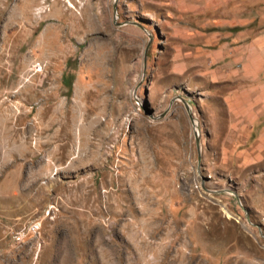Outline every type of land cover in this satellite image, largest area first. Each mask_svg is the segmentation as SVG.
<instances>
[{
    "label": "rangeland",
    "instance_id": "1",
    "mask_svg": "<svg viewBox=\"0 0 264 264\" xmlns=\"http://www.w3.org/2000/svg\"><path fill=\"white\" fill-rule=\"evenodd\" d=\"M170 1L0 0V264H264V0L180 76Z\"/></svg>",
    "mask_w": 264,
    "mask_h": 264
},
{
    "label": "crops",
    "instance_id": "2",
    "mask_svg": "<svg viewBox=\"0 0 264 264\" xmlns=\"http://www.w3.org/2000/svg\"><path fill=\"white\" fill-rule=\"evenodd\" d=\"M191 1L186 0L187 4L183 5V1L171 0L169 8L159 17L158 26H155L163 32L161 39L166 49H160L154 57L173 64L172 72L179 76L186 73L191 64L202 60L209 63L217 60L218 56V23L197 22L193 16L200 14L199 9L191 5ZM230 25L229 30H233L235 24ZM139 28L148 39L153 35L150 28L141 25ZM240 32H243V28ZM234 36L232 33L231 37Z\"/></svg>",
    "mask_w": 264,
    "mask_h": 264
},
{
    "label": "water",
    "instance_id": "3",
    "mask_svg": "<svg viewBox=\"0 0 264 264\" xmlns=\"http://www.w3.org/2000/svg\"><path fill=\"white\" fill-rule=\"evenodd\" d=\"M116 7H117V3H116V0H114L113 10H114L115 13L117 12ZM145 57H146V52L144 54V58ZM146 95H147V90H146ZM184 103H185L187 109L189 110V116H190V119L192 121L193 115L191 114L190 107H189L188 103H186L185 101H184ZM146 105H148L147 98H146ZM144 110L147 111V112H151V111H148V109H144ZM194 134H195V144H196V148H197L198 152H200V134L197 131H194Z\"/></svg>",
    "mask_w": 264,
    "mask_h": 264
},
{
    "label": "trees",
    "instance_id": "4",
    "mask_svg": "<svg viewBox=\"0 0 264 264\" xmlns=\"http://www.w3.org/2000/svg\"><path fill=\"white\" fill-rule=\"evenodd\" d=\"M66 85H67L68 87L71 86V79H68V80L66 81Z\"/></svg>",
    "mask_w": 264,
    "mask_h": 264
},
{
    "label": "built area",
    "instance_id": "5",
    "mask_svg": "<svg viewBox=\"0 0 264 264\" xmlns=\"http://www.w3.org/2000/svg\"><path fill=\"white\" fill-rule=\"evenodd\" d=\"M35 69H36V70H40L41 68H39V66H35Z\"/></svg>",
    "mask_w": 264,
    "mask_h": 264
}]
</instances>
